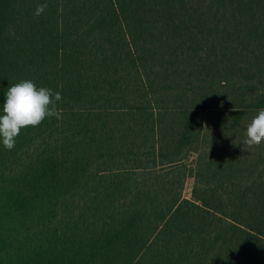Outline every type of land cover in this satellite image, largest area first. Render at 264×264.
<instances>
[{
  "label": "trees",
  "instance_id": "trees-1",
  "mask_svg": "<svg viewBox=\"0 0 264 264\" xmlns=\"http://www.w3.org/2000/svg\"><path fill=\"white\" fill-rule=\"evenodd\" d=\"M24 79L62 119L0 145V264H264V0H0Z\"/></svg>",
  "mask_w": 264,
  "mask_h": 264
},
{
  "label": "clouds",
  "instance_id": "clouds-1",
  "mask_svg": "<svg viewBox=\"0 0 264 264\" xmlns=\"http://www.w3.org/2000/svg\"><path fill=\"white\" fill-rule=\"evenodd\" d=\"M46 7L47 4L38 5L34 14L41 15ZM62 99L61 92L38 86L30 79L11 84L0 107V145L11 151L16 146L21 129L36 127L47 118L62 119V111L57 106ZM246 138L244 143L249 145L264 142V109L259 110L247 125Z\"/></svg>",
  "mask_w": 264,
  "mask_h": 264
},
{
  "label": "rangeland",
  "instance_id": "rangeland-1",
  "mask_svg": "<svg viewBox=\"0 0 264 264\" xmlns=\"http://www.w3.org/2000/svg\"><path fill=\"white\" fill-rule=\"evenodd\" d=\"M195 157H196V155H193L192 158H195ZM194 184H195L194 177H188L186 184H185V187H184V196L185 197H188V198L192 197V190H193Z\"/></svg>",
  "mask_w": 264,
  "mask_h": 264
}]
</instances>
